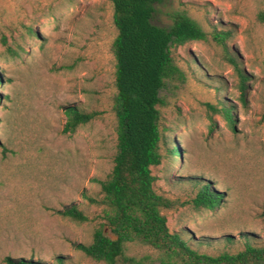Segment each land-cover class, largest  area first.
<instances>
[{
    "label": "rangeland",
    "instance_id": "rangeland-1",
    "mask_svg": "<svg viewBox=\"0 0 264 264\" xmlns=\"http://www.w3.org/2000/svg\"><path fill=\"white\" fill-rule=\"evenodd\" d=\"M263 10L264 0L155 4L154 24L168 26L169 14L183 11L206 33L172 47L185 77L160 91L166 144L151 171L155 191L176 201L162 210L169 230L208 254L239 250L245 238L264 244ZM112 15L109 0H0V264L6 256L103 264L73 244L91 241L98 207L88 197H99L97 180L109 173L115 152ZM214 29L229 32L226 48L212 38ZM228 54L247 78L244 103ZM67 104L96 116L63 133ZM224 106L233 107L232 127ZM199 182L222 194L214 209L193 205ZM69 204L89 220L56 213ZM125 255L158 264L155 251L139 243L126 244Z\"/></svg>",
    "mask_w": 264,
    "mask_h": 264
},
{
    "label": "trees",
    "instance_id": "trees-1",
    "mask_svg": "<svg viewBox=\"0 0 264 264\" xmlns=\"http://www.w3.org/2000/svg\"><path fill=\"white\" fill-rule=\"evenodd\" d=\"M113 8V23L117 30L111 51L114 57V86L112 110L115 115L116 143L112 167L104 179H98L99 197H88L98 207L97 220L89 243H74L73 247L93 261L103 264H153L151 257L135 258L125 255L128 243L152 248L158 264H264V244H253L245 238L241 249L218 254L200 252L180 232L167 226L163 209L176 201L154 189L155 176L151 168L163 158L166 144L160 130L163 105L160 91L166 82L183 79L172 47L194 40H205L206 33L199 23L183 11L169 14L171 23L159 26L152 22L155 4L162 0H109ZM264 21V10L257 15ZM32 34L33 30L30 31ZM229 32L212 30L214 41L226 48ZM238 76L240 100L245 102L247 78L234 57L228 54ZM2 79L0 76V85ZM63 133L74 132L95 118L73 104L63 106ZM222 116L232 127L233 107L224 106ZM170 154L175 150L168 149ZM222 194L209 182L198 183L192 203L196 208L212 210ZM56 213L75 222H85L88 216L75 204L65 205ZM107 227L112 237L106 234ZM231 242L230 236L226 237ZM5 264H42L33 259L6 256ZM61 263V259L57 260Z\"/></svg>",
    "mask_w": 264,
    "mask_h": 264
}]
</instances>
